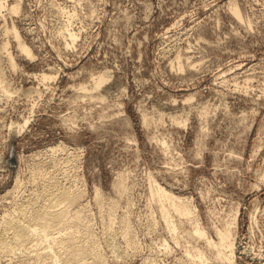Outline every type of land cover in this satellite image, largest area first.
<instances>
[{
    "label": "rangeland",
    "instance_id": "rangeland-1",
    "mask_svg": "<svg viewBox=\"0 0 264 264\" xmlns=\"http://www.w3.org/2000/svg\"><path fill=\"white\" fill-rule=\"evenodd\" d=\"M16 2L18 16L0 14V264L52 263L47 245L20 247L3 226L29 222L22 208L46 205L58 188L79 197L51 211L69 213L70 231L78 216L89 222L74 238L87 253L71 264H264V0L6 5ZM64 9L74 44L62 37ZM13 26L34 59L5 32ZM44 73L55 79L35 78ZM157 188L191 208L171 215L175 232ZM197 225L215 242L230 229L233 263Z\"/></svg>",
    "mask_w": 264,
    "mask_h": 264
},
{
    "label": "bare ground",
    "instance_id": "bare-ground-1",
    "mask_svg": "<svg viewBox=\"0 0 264 264\" xmlns=\"http://www.w3.org/2000/svg\"><path fill=\"white\" fill-rule=\"evenodd\" d=\"M6 2H7V0H0V14L1 15L5 11L9 12L10 15H12V16H18L21 13V3L20 2H16L11 7H9L10 5L9 6L6 5ZM233 13L238 19H240V20L242 19V17H243L242 16V12L240 11L238 6H234ZM64 15L67 16L66 17L67 23H66V26H65V30L66 31L62 32V35H63L62 37H64V39L66 40L67 43L71 42L72 44H74L77 41V39H78V35L73 30H71V28L73 26L72 25V23H73L72 20H73L75 15L74 14L71 15L70 13L65 12V9H64ZM5 32L6 33L10 32L13 35V37H14V39L16 41L18 50L25 57H27L29 59H34L35 58V55L33 54L32 50L27 45V43L22 39L20 33L18 32V30L16 29L15 26H13L10 30L6 29ZM2 49H3V52L7 53L6 55L8 56V58H7L8 60L7 61L9 62V66L12 69H15L16 68V62H15V59L13 58V56L9 53L8 44L5 43L3 45ZM3 58H5V57H3ZM1 71H0V73H1ZM35 78L39 79L42 83H47V82L53 81L55 79V76L51 75V74L44 73L42 75L36 76ZM106 81H107V77L106 76H104V75L100 76L95 81V89L96 90L100 89V87L103 84H105ZM81 90L86 91L87 89H86V87H81ZM93 90H94V88H93ZM55 183L56 182L52 181V186H53V188L57 189V185L58 184L56 185ZM16 184H17V182H16ZM16 187H18V185ZM11 193H12V191H11ZM51 194H52V192H51ZM51 196H53V195L49 194L48 197L46 196L47 199L45 198V200H46L47 204L44 205V206H42V205L40 206V203L38 204L39 206L37 205L36 201H38V199L40 198V196H38L39 198H37L36 201H34L32 199L33 202H35V206L37 205L35 207V209L26 207L28 210L25 209L26 210L25 211L22 208L23 213H21V215L23 214L25 216V219L27 218L29 220V222L25 221L23 219L24 216L21 218L24 221H22V220L17 221L18 218L15 221L13 219L15 217L12 218L10 216L11 218L9 217L8 219H6V221L4 220L5 222L3 221L4 222V226L2 224L1 225L4 227L3 231H5V232L6 231L7 232L8 231H11V232L13 231L12 237H13L14 242L15 241L17 242L16 244H18V246L20 245V247H21V246H25L26 244L35 243L34 245L36 247H40L41 245H43V247H44V244H45V245H47V248H44L45 251L46 250L49 251L47 254L45 253V255H46L45 259L47 260V262H48V260H50L52 262L51 264H71V262H74L77 257L83 256V255H85L87 253L88 249H86V248L83 249L82 248V249L79 250L74 245L75 244L74 240L76 239L75 237L79 233H81L80 231H82V230H80L81 227L87 228V223H86L87 220L84 221L85 219L83 220L81 218V216H78L76 218V222L75 223L73 222V225L70 224L72 227H75L76 230L75 231H70L72 229H68L66 227V224L68 222L67 221V214L69 215V213H67L66 210H63V209H61L59 211H55V212H53L51 210L56 208L55 206H57V205L60 206L63 203H74L76 201V199L79 197V194L75 193V192H64V190L61 191L60 188H58L57 189V195L55 196V199H51L50 198ZM155 198H157V202L159 204L161 216H162L163 220L166 222L168 230L171 231V232H175L176 231V227H177V225L171 221V215L172 214H177L178 216H181V217L191 215V208L188 205H186L183 202H179L176 198H174L173 196L169 195L162 188L155 189ZM59 206H57V207H59ZM109 224H111V223H109ZM112 224H113V222H112ZM71 226H69V227H71ZM109 226H111V225H109ZM62 227H63V229H65L64 227H66V229L64 230L65 232L64 231L62 232V233H64L63 236H65V237L57 238L56 234L58 232L57 233L55 232L56 233L55 234L53 231H54V229L56 230V229H58V228L60 229ZM62 233H58V234L61 235ZM195 234L199 238H202V239L206 240L207 246L210 249L215 251V255H216L218 260H225V261H228L229 263H233V255H234V249L235 248H234V243H233V238H232L233 234L231 233L230 229H224V231H218V242H215V241L209 239L208 236H207V233L204 230H201V228H199L198 225H197ZM6 236H7V234H6ZM131 241H129V242H131ZM18 250H19V248H18ZM226 252H228L230 255L227 256ZM41 254L39 256H44V254L43 255H41ZM17 256H18V254H17ZM200 256H201V262L205 263L206 259H205V257L203 256L202 253L200 254ZM20 259H21V257H20ZM96 259H97V262L100 264L101 263L100 261H102L101 258L96 256ZM96 259H94V261ZM101 264H103V263H101Z\"/></svg>",
    "mask_w": 264,
    "mask_h": 264
}]
</instances>
